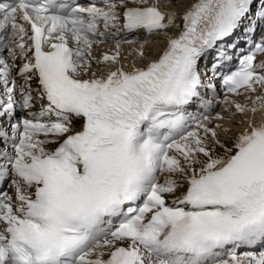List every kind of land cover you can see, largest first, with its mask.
I'll return each mask as SVG.
<instances>
[{"label": "bare ground", "instance_id": "bare-ground-1", "mask_svg": "<svg viewBox=\"0 0 264 264\" xmlns=\"http://www.w3.org/2000/svg\"><path fill=\"white\" fill-rule=\"evenodd\" d=\"M162 1L163 2L161 3L166 7L177 10L178 8H185L191 2L196 3L200 0H183L182 2L184 5L182 6H177L173 3H170L169 0ZM2 33L5 36V41L2 40L0 42V73L3 72V70H8V63L10 62L12 64V69L14 72H16L21 68L22 65L20 64H23L24 62L23 59L15 58V56L18 55L17 52L20 44L24 45V53L31 55V52L27 51V46L29 45V41L27 40L29 39V33L27 31H22L14 35L15 27H11L7 32L3 31ZM23 35L25 38L21 39V36ZM153 39V43L149 44H156L155 41L158 39H163V35L160 34ZM167 43L168 41L160 45L161 51L157 54V56H152L154 51L153 53L147 51L149 47H140L138 53L136 54L128 53V51L131 49L126 47L123 51H121L123 57L118 58L117 55H112L113 53H111L108 48H105L103 49L104 53L99 56L104 57V55H108V58L111 60V62L100 61L99 64H89L87 66L89 70L83 75L86 80L79 83V87L83 90V92L88 93L90 97H99L101 96V93L92 90V88H99L103 85L107 76L110 75L111 70L118 67L113 63L120 61L121 70H127L128 68L129 70H132V66H143L145 61H148L152 58L156 59L158 56H161L167 46ZM115 45L110 43L107 44L106 47H113ZM144 49L145 52H143ZM94 50H91L92 55H97L95 54ZM118 51H120V48ZM20 54H22V52H20ZM29 62L32 64L33 60ZM71 75H73V73H71ZM15 77L18 78L17 76ZM5 78L1 80V86L3 89H6L5 96H7L9 90L6 86ZM72 79L74 80L73 76ZM262 82H264V80H258L254 86L248 88L247 92H238L230 96L229 100L237 103L238 108L231 107L228 109L226 106H223V110H219V113H222V117L217 118L216 121L199 124L197 133H193L192 135L203 134L206 136L205 139L197 138L194 140L187 137L193 142H186L184 144L179 142L176 143L177 148H175L172 153L176 156H182L183 160L180 161V163H177L176 169L172 173L173 175H170L166 185L163 184L161 187L163 191H165L164 188L169 190L168 198L171 200L185 198L187 196L190 183L196 177L201 174L205 175L207 173H214L221 170L224 167L226 161H230L233 165L234 169L230 173L233 174L240 166L239 159L247 161L250 158L246 152L253 148L264 135V113H261L259 117L253 116V114H255L253 111L255 110L260 109L262 112H264V89L263 87H260ZM17 84L20 85V87L26 88V92L30 94L34 103L33 107L29 110H26V112L29 113L33 111L31 116L34 119H36L38 115L42 116V121L38 124L42 127V130L36 132L33 134V136L31 135L32 138L28 139V141L32 143L33 138H38V143L33 142V144L38 145L39 143H42V148L37 152L23 154L24 159L18 156L16 158V165L13 168V170L16 167L22 168L25 165V167L28 168L30 175L35 179V184L30 188L25 185L22 178L17 179L18 184L23 189V194L27 197V203L30 204L34 198L33 196L30 197L29 193L30 191L34 190L39 182L38 178L35 177L33 171L31 170V167L33 165H37L41 155L49 148H54L56 145H61L67 138L74 137L72 135L78 133L83 127V117H85V115L51 111L46 103V90L44 84L42 83V79L34 72L27 77L18 79ZM252 91H256V95L259 96H256L257 100L256 98L252 97V95H250V92ZM220 106L221 104L218 105L219 108ZM239 109L246 113L245 117L251 124L246 123L243 126L237 127V131L226 129V127L223 128L220 123L221 120L224 121L222 124L226 122V124H230L229 126H233L232 128H236V126L233 125V122H236L237 120L235 119L240 116V112L238 113ZM254 118L256 121H254ZM46 131L47 134H45ZM250 135L252 136L247 140V137ZM16 197L17 195L14 193L12 198L15 199ZM15 222H17V220ZM10 227L11 224H8L5 229L9 231ZM127 246L128 245L126 243L124 244L121 241L118 243L113 242L110 245L102 244L99 249L103 251H97L93 255L94 260L90 264H110L117 256V248L124 250L127 248ZM220 264L235 263L223 262Z\"/></svg>", "mask_w": 264, "mask_h": 264}, {"label": "rangeland", "instance_id": "rangeland-1", "mask_svg": "<svg viewBox=\"0 0 264 264\" xmlns=\"http://www.w3.org/2000/svg\"><path fill=\"white\" fill-rule=\"evenodd\" d=\"M173 1H174V2H173ZM173 1H172L171 3H173V4L177 5V6H180V3H181L183 0H181V1H180V0H173ZM176 1H177L178 3H175ZM182 4H183V2H182ZM182 4H181V5H182ZM177 6H176V7H177ZM158 42H162V39H158V40H156V41H155L156 44H154V45L159 44ZM163 42H164V41H163ZM150 43H153V42H150ZM160 45H161V43H160ZM109 47L112 48V46H109ZM147 51L153 53L154 50L148 48ZM143 52H145V49H144ZM250 93H251V92H250ZM248 94H249V93H248ZM250 95H251V94H250ZM253 97L256 98V100H257V97H256L255 95H254ZM258 97H259V96H258ZM255 111H256V110H255ZM254 113H255V114L252 113L254 117H259V116L261 115V113H264V112H262V111L260 110L259 112H254ZM256 113H257V114H256ZM257 115H258V116H257ZM240 117H241V116H240ZM240 117H238V118L235 119V120H237L236 122H235V121L233 122V125H235L236 128H232L233 126H229L230 124H229V123L226 124V122H225L224 124H222V123L224 122V121H222V120H221V122H220V123H221V126H223V128L226 127V129H227V127H228V128H232V129H230V130L237 131V130H238L237 127H240V126H241V123L244 121V118H242V117L240 118ZM254 121H256L255 118H254ZM217 123H219V122H217ZM204 136H205V135H204ZM197 137H198V136H197ZM205 137H206V136H205Z\"/></svg>", "mask_w": 264, "mask_h": 264}]
</instances>
